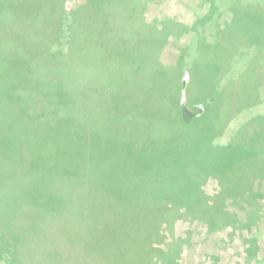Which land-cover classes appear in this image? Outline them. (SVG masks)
<instances>
[{"label": "rangeland", "instance_id": "1", "mask_svg": "<svg viewBox=\"0 0 264 264\" xmlns=\"http://www.w3.org/2000/svg\"><path fill=\"white\" fill-rule=\"evenodd\" d=\"M88 1L65 0V16H61L57 0H16L11 9H7L8 4L0 0V152L14 176L21 177L20 173L28 170L33 175L28 187H25L26 183L20 190L15 186L7 187L10 194L9 208L18 203L22 195L28 196L27 193L24 194L25 188L30 190L33 186L37 189L54 180L65 195L76 187L72 183L73 174L90 171L96 175L108 163L113 150L108 149L101 156L95 145L93 151L96 137L92 130H95V125L100 124L96 117L103 115L109 107L108 90L102 85H107V79L119 78V75L116 76L113 72L111 74L114 67L112 45L126 40L135 43V39L140 43H153L164 34L157 30L163 26L162 22L167 24L169 21V25L171 22L175 25H165L168 36L164 37L163 45L161 42L155 45L159 51L158 61L166 67L175 65L182 55L183 47V50L192 54V63L188 64L189 68L184 74L187 84L182 104L187 105L185 95L197 90L202 92L206 101L208 100L203 105L204 108L201 105L186 106L189 108L187 111L199 116L207 109V118L201 126L209 132L213 128L225 129L223 135L217 136L216 141L220 144H225L234 137L230 141L231 147L228 144L223 148L219 147V143H209L198 163L212 164L209 168L212 172L223 171L240 162V156L244 157L246 143L253 142L249 136L255 138L253 130L262 128L260 134H264L263 119L250 124L254 118L264 116V35L246 34L244 30L247 26L240 22V33L238 37L235 36L234 43L228 36L230 43L218 45L223 44L224 39L212 32L208 39L200 40L201 43L189 44L204 29L215 31L217 24L224 26L231 23L234 13L238 14L236 17H240L239 10L257 17L256 19L264 18V0H141L144 7L141 4V11L138 14L130 13L131 16L127 13L128 10L119 6L124 4L123 0L118 2L117 11L112 13L110 10L102 11L99 5L94 7L93 4H99V1L92 2L89 6ZM126 2L131 4L133 0ZM211 12L214 15L207 18ZM72 23L79 25L71 29L76 39L81 41L80 45H75L76 49L72 48L76 40L73 39L70 46L67 33V26ZM153 24L157 29L150 27ZM150 29H153L155 36ZM141 31L143 33H136ZM225 47L228 49L223 54ZM235 51H238V55L233 53ZM74 52L82 54L89 65L74 58ZM235 55L237 57L234 59ZM219 65L222 66L221 70ZM80 66L86 69L82 70ZM217 75L223 76L219 77V85ZM221 86L224 88L221 89ZM223 105L228 106L229 112L221 111ZM232 106L235 111L242 108V112L231 115ZM100 108L102 109L97 112ZM62 119L67 120L68 125H63ZM118 125L122 126L117 127ZM24 128L26 130L23 134L30 136L26 138L29 143L18 140V145V132ZM68 134V138L78 136L81 152L78 153L71 147L70 152L66 153L67 162L65 159L61 162L58 155L52 156L54 151L50 156L39 155V147L42 151H50L49 142L63 140ZM160 135L163 138L165 132ZM111 137L116 142L119 138L131 141L132 132L127 122L113 123L109 130V138ZM40 139L43 143H40L41 146L36 145ZM236 139H240V145H233L238 143L239 140ZM253 145L260 151V146ZM14 146L20 152L16 148L13 156H5ZM119 147L127 149L125 145ZM159 151L160 149L156 153ZM113 158L116 159L115 156ZM42 159L48 160L50 165H60L50 168L47 163L42 164ZM3 168L4 165H0V169ZM206 169L205 167L204 170ZM207 173L201 168L194 178L205 179ZM216 177L208 178L202 188L209 196L220 191ZM92 178L96 183L105 181L102 177ZM94 185L86 184L88 189H94L97 193ZM253 191L257 194L254 199H228L226 209L239 221L235 225L210 230L202 221L186 215V210H181L185 214L182 217L169 218L163 227L164 243L155 246L167 254L157 252L163 261L160 259L156 264H264V179L260 176L254 181ZM67 196L70 197L68 193ZM83 210L82 208V212ZM136 211L132 210L129 218ZM58 213L53 218V225L44 227L45 235L41 237L42 240L37 239L38 245L32 242L31 250L21 251L24 264H96L89 256L93 255L89 248L81 249L82 253L77 250L84 241L77 245L75 236L71 233L66 237L61 235L63 246L59 247V243L53 239L51 242L50 238L59 236L58 233L67 226H72L68 222L69 211ZM111 220H116L114 214ZM40 241L44 243L43 246Z\"/></svg>", "mask_w": 264, "mask_h": 264}, {"label": "trees", "instance_id": "2", "mask_svg": "<svg viewBox=\"0 0 264 264\" xmlns=\"http://www.w3.org/2000/svg\"><path fill=\"white\" fill-rule=\"evenodd\" d=\"M15 1L3 0L4 4H8L7 9H11ZM64 1L57 0L56 2L62 12L59 15L63 16H65ZM96 1H99V4ZM92 2H96L93 4L94 7L99 5L102 11L110 10L112 13L117 11L118 6L116 5L122 0H89L88 6ZM123 3L119 6L128 10L129 16L134 12L138 14L142 9L141 0H133L131 4L123 0ZM142 6L144 7L143 4ZM239 12L240 17H236L238 14L234 13L235 17L231 23L224 24V26L217 24L215 31L204 29L189 44L201 43L200 40L208 39L212 32H216V35L218 33L217 36L224 39V43L218 45L230 43L227 39L228 36L234 43L235 36L238 37L240 33V22L247 26L244 30L246 34L249 32L252 36L264 35V18L256 19L255 16L246 15V12L240 10ZM1 13L3 14V11ZM213 15L214 13L211 12L207 18H211ZM162 23L161 29H157L154 24L150 26L164 33L153 43H140L138 39H135V43L126 42V40L112 45L114 67L111 74L113 72L116 76L119 75V78L107 79V85H102L108 90L109 107L106 108L103 115L99 114L101 116L96 117L100 124L95 125V130L92 132L96 137L93 151L96 145L98 154L101 156L107 153L108 149L113 152H111V156L109 155L108 163L106 162L103 169L96 172V175L90 171L89 173L73 174L72 183L76 184V187L66 192L65 195L61 193V189L54 180L37 189L33 186L30 190L25 188L24 194L27 193L28 196L23 197L22 195L20 201L9 208L10 194L7 187L15 186L20 190L25 183V187H28L33 180V175L32 171L28 170L20 173L21 177L14 176V172H11L4 155L0 152V165H4V168L0 169V264H24L21 259V251L23 249L31 250L32 242L38 245L37 239L42 240L41 237L45 235H43L44 227L51 224L53 218L60 211H69L68 222L72 226L77 225V227L67 226L65 230L58 233L59 236L50 238L51 242L53 239L57 244L59 243V247L63 246L61 235L66 237L71 233L75 236L74 240L77 245H80L78 243L82 240L84 241L77 250L82 253L81 249L89 248L93 255H88L96 264L97 262L98 264H156L160 259L163 261L157 252L164 255L167 253L155 246L164 243L163 227L173 216L179 218L185 214L190 215L194 220L205 223L210 230H215L219 226L239 223L237 218L227 211L226 203L228 199L246 197L250 200L257 196L253 191L254 181L258 176L264 179V134H260L262 128L252 131L255 138L249 136L253 142L246 143V154L243 158L240 156V162L232 164L231 167H226L225 170H220L217 173L209 170L212 164L198 163L200 156L204 154V148L209 143H219L216 141L218 135H223L225 129L213 128V131L209 132L202 128L201 123L207 118V109H204L199 116L187 111L189 108L186 106L201 105L203 107L208 102L202 92L197 90L185 95L187 105L182 104V96H184L187 84L184 74L189 68L188 64L192 63V54L183 50L185 48L183 47L182 55L175 65L166 67L158 61L159 51L156 50L158 46L155 47V45L160 42L163 45L164 37L169 33H166L167 29L165 28V25H169V21L167 24L166 22ZM64 24L62 23V25ZM174 25L171 22L169 26L174 27ZM73 26L79 25L72 23L71 26H67V33L71 41L70 46L73 39L76 40V43L72 45V48L76 49L75 45H80L81 41L77 40L72 33ZM247 28L249 31H246ZM152 30L149 31L154 34ZM136 33L141 34L143 31ZM226 49L228 48H224L223 54ZM237 52L233 53L237 54ZM73 54L78 61L87 64L86 66L89 65L82 54L79 52ZM235 57L237 56L235 55L234 59ZM212 63L215 62L212 61ZM219 68L221 70L222 66L219 65ZM81 69L84 70L86 67H81ZM123 75L126 77L124 78ZM219 77L223 76L217 75L218 85ZM105 99L106 97H104ZM241 101L242 98H240V103ZM221 111L229 112L228 106L223 105ZM235 112L241 113L242 108L240 111L238 109L235 111L232 106L231 115L235 116ZM262 119L264 121V116L254 118L250 124L255 120L258 123ZM66 121L62 119L63 125L67 124ZM116 122L120 124L127 122L132 132L131 141L119 138L116 142L114 137L109 138V130ZM24 130L26 128L19 130L17 144L18 140H21L22 143H29L26 138L30 136L23 134ZM161 132H165L163 138L160 135ZM68 136L69 134L63 140H54L55 143L49 142L50 151H42L39 147V155L50 156L54 151L52 156L58 155L61 162H64V159L67 158L66 153L70 152L71 147L78 153L81 152V144L78 146V136L74 135L72 138H68ZM232 139L234 137L225 144L219 143V147L225 148L226 144L231 147ZM236 140H239L238 143L233 145H240V139ZM40 143H43L41 139L36 142V145L41 146ZM253 144L260 146V151ZM120 145L127 146V149L119 147ZM150 147L154 150L147 149ZM16 148L14 146L5 156H13L18 149ZM159 149L160 151L156 153ZM42 160H44L43 165L48 161ZM47 164L50 168H57L60 165ZM205 167L206 170H204ZM201 168L202 171L208 172L207 177L195 180V173H198ZM210 175L220 176L215 178L220 186V191L214 196H209L202 189L207 179L211 178ZM93 176L102 177L105 181L96 183ZM85 179L88 181L86 182ZM87 183L95 184L97 193L94 192L96 191L94 189H88ZM81 187H86V189H80ZM67 193L70 197H66ZM134 209L137 211L129 218L130 212ZM181 210H186L185 214L181 213ZM113 214L116 216V220H111ZM80 237L82 239H79ZM40 243L43 246L44 243L42 241Z\"/></svg>", "mask_w": 264, "mask_h": 264}]
</instances>
